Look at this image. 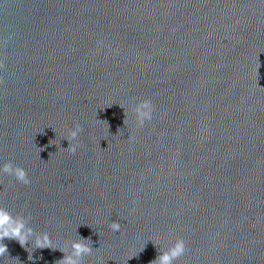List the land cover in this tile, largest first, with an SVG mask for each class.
<instances>
[{
	"label": "water",
	"instance_id": "obj_1",
	"mask_svg": "<svg viewBox=\"0 0 264 264\" xmlns=\"http://www.w3.org/2000/svg\"><path fill=\"white\" fill-rule=\"evenodd\" d=\"M0 60V166L31 180L0 173V207L57 247L91 237L82 264L177 238L173 264H264V0H0ZM3 243L0 264L64 255Z\"/></svg>",
	"mask_w": 264,
	"mask_h": 264
},
{
	"label": "clouds",
	"instance_id": "obj_2",
	"mask_svg": "<svg viewBox=\"0 0 264 264\" xmlns=\"http://www.w3.org/2000/svg\"><path fill=\"white\" fill-rule=\"evenodd\" d=\"M5 68L3 60H0V69ZM4 81L0 78V84ZM155 106L149 99H144L133 105L130 109L131 113L135 116L136 127L141 128L145 125L146 121H151ZM128 111H124L125 119L124 125L128 124ZM119 130V129H118ZM83 131L80 124H76L73 129L68 131L66 140L68 141V147L65 148L70 154H75L77 148L80 146L77 140L78 134ZM134 139V137H129ZM75 141V143L73 142ZM52 141H49V145H52ZM44 149L41 148V151ZM0 173L14 176L15 179L23 185H29L31 180L26 170L20 166H13L11 162H6L0 166ZM30 217L23 215L13 216L6 208L0 207V257L8 255V246L3 243L5 239L14 240L24 248L28 253V259L33 260L32 253L29 251V242H32V247L35 249H50L52 251L59 250L64 255L61 259L54 262V264H82L83 257L91 255L93 253L91 237L83 238L79 236V239L70 242L68 248L54 246L49 234L47 232H36L29 226ZM109 227L113 232H119L121 225L119 222H112ZM79 235V234H78ZM144 248L141 249L143 251ZM187 251L186 242L182 238H177L175 243L166 250H162L158 253L157 257L150 262V264H173L174 261L181 258ZM137 257L136 255L129 257V259Z\"/></svg>",
	"mask_w": 264,
	"mask_h": 264
}]
</instances>
